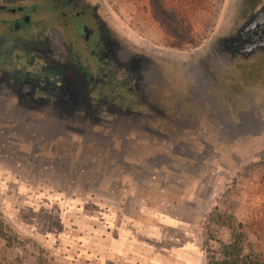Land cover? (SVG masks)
<instances>
[{
	"label": "flooded vegetation",
	"instance_id": "flooded-vegetation-1",
	"mask_svg": "<svg viewBox=\"0 0 264 264\" xmlns=\"http://www.w3.org/2000/svg\"><path fill=\"white\" fill-rule=\"evenodd\" d=\"M263 8L235 0L225 30L177 63L126 37L100 0H0V151L101 182H196L264 133V40L243 42ZM92 101L117 102L127 123Z\"/></svg>",
	"mask_w": 264,
	"mask_h": 264
},
{
	"label": "rangeland",
	"instance_id": "rangeland-1",
	"mask_svg": "<svg viewBox=\"0 0 264 264\" xmlns=\"http://www.w3.org/2000/svg\"><path fill=\"white\" fill-rule=\"evenodd\" d=\"M100 1L126 37L182 63L225 30L235 0H213L207 13L191 17L193 43L183 49L166 46L171 41L150 18L148 3ZM91 105L118 120L116 130L128 121L115 101ZM248 143L226 150L205 177L178 184L101 182L96 174L20 163L0 151V229L10 239H0V264H207V250L219 252L236 234L245 253L264 264V137Z\"/></svg>",
	"mask_w": 264,
	"mask_h": 264
},
{
	"label": "trees",
	"instance_id": "trees-1",
	"mask_svg": "<svg viewBox=\"0 0 264 264\" xmlns=\"http://www.w3.org/2000/svg\"><path fill=\"white\" fill-rule=\"evenodd\" d=\"M136 7L148 3L150 7V18L158 23L165 34V38L171 41L166 45L169 48L183 49L191 46L190 18L196 13H207L212 8L213 0H166L157 3L155 0H130ZM145 6V5H144ZM172 11L173 15L184 21L180 24L175 18L167 13ZM213 215L209 217V222H214ZM231 228V227H230ZM0 239L10 241L9 237L0 229ZM216 255L220 258L217 259ZM207 264H263L261 258L245 253L242 234L233 235L232 242L222 244L219 252L211 249L207 250Z\"/></svg>",
	"mask_w": 264,
	"mask_h": 264
},
{
	"label": "water",
	"instance_id": "water-1",
	"mask_svg": "<svg viewBox=\"0 0 264 264\" xmlns=\"http://www.w3.org/2000/svg\"><path fill=\"white\" fill-rule=\"evenodd\" d=\"M246 39L243 42L256 44L264 40V8L243 32Z\"/></svg>",
	"mask_w": 264,
	"mask_h": 264
},
{
	"label": "crops",
	"instance_id": "crops-1",
	"mask_svg": "<svg viewBox=\"0 0 264 264\" xmlns=\"http://www.w3.org/2000/svg\"><path fill=\"white\" fill-rule=\"evenodd\" d=\"M256 135H257V136L264 137V133H257ZM248 141H249V140H248ZM247 144H250V143L247 142L245 145L247 146Z\"/></svg>",
	"mask_w": 264,
	"mask_h": 264
}]
</instances>
